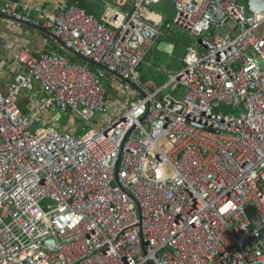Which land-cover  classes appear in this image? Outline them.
<instances>
[{
  "label": "built area",
  "instance_id": "built-area-1",
  "mask_svg": "<svg viewBox=\"0 0 264 264\" xmlns=\"http://www.w3.org/2000/svg\"><path fill=\"white\" fill-rule=\"evenodd\" d=\"M162 1L100 17L69 0L0 3L62 50L0 42L21 67L0 85V264H264L247 214L253 206L264 227V11L174 0L172 24L196 39L182 71L161 67L168 81L157 85L141 67L166 35L150 10ZM111 76L128 87L127 115L106 129ZM28 91L38 94L29 114ZM52 110L90 128L42 125Z\"/></svg>",
  "mask_w": 264,
  "mask_h": 264
},
{
  "label": "crops",
  "instance_id": "crops-1",
  "mask_svg": "<svg viewBox=\"0 0 264 264\" xmlns=\"http://www.w3.org/2000/svg\"><path fill=\"white\" fill-rule=\"evenodd\" d=\"M13 2H18L20 5H29V6H55L58 4L60 0H9ZM85 4H87L88 9L91 10L94 14L98 15L99 17L104 14V12L108 9L116 10L118 9L120 12L126 13L125 11H131L133 8V0H126L130 7L129 9L121 10V3L119 4L120 0H81ZM174 2V0H163L158 4H153L150 6V10L156 12L160 17H162L163 25L166 31V35L164 37V41L172 42L176 45V53L175 54H167L163 51L158 50L162 54L169 55L173 65L170 67L167 64H162L159 68H154L149 74L143 72L141 67V73L148 77V80H153V75H161L162 77L166 75L164 72L160 70L161 67H164L167 72L178 73L181 72L185 62L184 56L186 52L185 44L178 41L175 37L170 36L168 32L172 29L173 24L172 21L168 17V6L170 2ZM3 0H0V3ZM175 32V31H174ZM168 36V38H166ZM0 42L9 43L14 48H26L30 49L32 52H41L46 49H57V46H60L56 39L33 26L24 25L18 22H15L11 19L6 17H0ZM0 85L2 86L3 90L6 92L8 90L9 84L11 80L17 75V73L21 70L20 65L17 61H14L11 57V54L8 51H1L0 53ZM180 64H183L181 66ZM143 66V65H142ZM108 87V95L110 98V106H109V113L107 115L111 116L114 114H119L122 109L124 108V98L126 97L128 91V87L122 81H120L117 77L111 76L110 79L107 81ZM131 94H129L130 96ZM38 94L37 92H24L20 95L19 103L22 106L23 110L26 113H30L37 104L38 101ZM53 113H46L44 114L45 120H54L55 123H58V120L62 118L59 115H52ZM73 118L68 119L71 121ZM72 127V126H71ZM73 128V127H72Z\"/></svg>",
  "mask_w": 264,
  "mask_h": 264
},
{
  "label": "rangeland",
  "instance_id": "rangeland-1",
  "mask_svg": "<svg viewBox=\"0 0 264 264\" xmlns=\"http://www.w3.org/2000/svg\"><path fill=\"white\" fill-rule=\"evenodd\" d=\"M120 3L122 4L121 10L129 9L130 4L126 0H120L119 4ZM242 3L246 5V4H248V0H242ZM168 8H169L168 17L170 20H174L176 18V15H177L175 3L171 1ZM125 12L128 13L129 11H125ZM213 32H215V30ZM168 34H170V36H172V37H175L178 41H180L181 43H183L185 45H188L189 43H191L192 41H194L196 39L195 36H193L188 30L177 27L174 24H173L172 29L168 32ZM166 38H168V36ZM162 64H167L170 67L173 65L169 55L162 54L158 50H154L149 55L148 60L143 64L142 69H143L144 73L149 74L151 71H153V67L156 69V68H159L160 66H162ZM180 65L183 66V64H180ZM152 77H153L152 79L154 80V82L157 85H163L164 83H166L168 81L167 75H164L163 77L161 75H153ZM167 91L173 92L171 90V88H168ZM178 91L180 93L183 92L182 88H180ZM236 111H237V113H239L242 111V109H238ZM113 117H114L113 115H111V116L107 115V116L103 117V120H101L99 122L100 123L99 126L105 125ZM69 123H70L69 125H71L74 129L78 130L80 133L84 132L83 131L84 128L85 129L90 128V126L86 125L85 121H83L77 117H73V119H71V121H69ZM56 124L59 125L60 127L64 128L68 124L67 116L63 113L62 118H60L58 120V123H56Z\"/></svg>",
  "mask_w": 264,
  "mask_h": 264
},
{
  "label": "water",
  "instance_id": "water-1",
  "mask_svg": "<svg viewBox=\"0 0 264 264\" xmlns=\"http://www.w3.org/2000/svg\"><path fill=\"white\" fill-rule=\"evenodd\" d=\"M248 6L246 7V14L248 17H252L253 14L256 11H264V0H248ZM115 14H118L120 11L118 9L115 10ZM0 17H4L3 15H0ZM36 28V27H34ZM47 34H49V32L47 30H45L44 28H37ZM157 49L160 51H163L167 54H175L176 53V45L172 42H168V41H161L158 46ZM169 108L172 109L174 112H178L181 113L184 109V106L177 104L174 100H171V104L169 105ZM25 113L26 111L23 110ZM52 113L54 115H59L61 117V113L58 112L57 110H52ZM122 113L124 116H126V110L125 108H123ZM114 124L118 123L122 118H121V114L118 115H114ZM42 125H44L46 123V120L44 118L41 119L40 122ZM106 129H109L111 127V125L109 124H105ZM247 214L250 217L252 224L254 227L256 228H260V238L264 244V227L262 226V222H261V218L257 212V210L253 207V206H248L247 208ZM52 239H47L44 241V244L47 243H52Z\"/></svg>",
  "mask_w": 264,
  "mask_h": 264
},
{
  "label": "trees",
  "instance_id": "trees-1",
  "mask_svg": "<svg viewBox=\"0 0 264 264\" xmlns=\"http://www.w3.org/2000/svg\"><path fill=\"white\" fill-rule=\"evenodd\" d=\"M69 1H70L71 3H75V4H77V5H79V6L83 7V8H85V9L87 10V12H89V13H91V14H94L91 10L88 9L87 4H85L83 1H81V0H69ZM94 15H96V14H94ZM96 16H98V15H96ZM56 48H57L58 50L62 51L61 48H60V46H57ZM72 58H73L74 60L79 61V62H86V60L82 59V58L79 57V56L72 55ZM91 65H93V64L91 63ZM142 76H143L144 79H148V77H147L146 75H144L143 73H142Z\"/></svg>",
  "mask_w": 264,
  "mask_h": 264
}]
</instances>
